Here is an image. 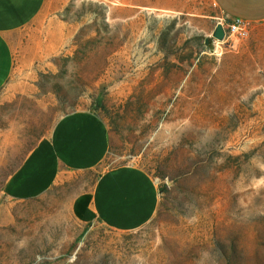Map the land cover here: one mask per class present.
<instances>
[{"label": "rangeland", "instance_id": "obj_1", "mask_svg": "<svg viewBox=\"0 0 264 264\" xmlns=\"http://www.w3.org/2000/svg\"><path fill=\"white\" fill-rule=\"evenodd\" d=\"M226 18L212 0H52L17 32L0 128L30 148L89 109L111 144L100 168L0 198V264H264V22L215 39ZM119 163L155 177V217L130 231L77 220L73 193Z\"/></svg>", "mask_w": 264, "mask_h": 264}, {"label": "crops", "instance_id": "obj_2", "mask_svg": "<svg viewBox=\"0 0 264 264\" xmlns=\"http://www.w3.org/2000/svg\"><path fill=\"white\" fill-rule=\"evenodd\" d=\"M52 0H0V92L15 69V35ZM221 16L250 25L264 22V0H212ZM134 5V4H131ZM24 137V138H23ZM13 126L0 128V198L22 201L42 196L66 175L100 168L111 144L105 119L89 109L57 118L50 132L30 148ZM160 204L155 177L134 163L108 165L71 196L73 216L83 223L101 221L113 230L130 231L148 224Z\"/></svg>", "mask_w": 264, "mask_h": 264}, {"label": "built area", "instance_id": "obj_3", "mask_svg": "<svg viewBox=\"0 0 264 264\" xmlns=\"http://www.w3.org/2000/svg\"><path fill=\"white\" fill-rule=\"evenodd\" d=\"M221 22L225 28V38L246 36L249 33L250 24L239 17L226 18Z\"/></svg>", "mask_w": 264, "mask_h": 264}, {"label": "water", "instance_id": "obj_4", "mask_svg": "<svg viewBox=\"0 0 264 264\" xmlns=\"http://www.w3.org/2000/svg\"><path fill=\"white\" fill-rule=\"evenodd\" d=\"M214 36L218 39H224L225 38V28L222 22H219L215 31Z\"/></svg>", "mask_w": 264, "mask_h": 264}, {"label": "bare ground", "instance_id": "obj_5", "mask_svg": "<svg viewBox=\"0 0 264 264\" xmlns=\"http://www.w3.org/2000/svg\"><path fill=\"white\" fill-rule=\"evenodd\" d=\"M220 43V42H219Z\"/></svg>", "mask_w": 264, "mask_h": 264}]
</instances>
